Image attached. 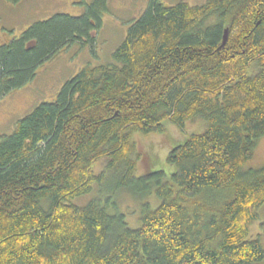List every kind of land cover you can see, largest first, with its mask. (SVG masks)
Masks as SVG:
<instances>
[{"label": "trees", "instance_id": "trees-1", "mask_svg": "<svg viewBox=\"0 0 264 264\" xmlns=\"http://www.w3.org/2000/svg\"><path fill=\"white\" fill-rule=\"evenodd\" d=\"M109 1L92 0L80 17L55 15L2 45L0 96L64 48L93 44ZM113 59L84 67L0 136V264L264 261L261 243L249 241L264 168L243 171L264 137V0H149ZM197 118L206 129L170 152L171 175L134 177L133 134L163 133L164 122L184 129ZM102 160L106 172L96 175ZM109 171L116 191L158 200L142 206L140 228L111 213L109 199L72 203Z\"/></svg>", "mask_w": 264, "mask_h": 264}, {"label": "rangeland", "instance_id": "rangeland-1", "mask_svg": "<svg viewBox=\"0 0 264 264\" xmlns=\"http://www.w3.org/2000/svg\"><path fill=\"white\" fill-rule=\"evenodd\" d=\"M167 6L185 2L190 6H203L209 0H160ZM92 0H21L12 3L0 0V47L18 39L26 30L36 23L47 21L51 17L64 14L72 17L82 16ZM149 0H110L108 13L103 16L101 27L90 33L91 45L73 44L64 48L53 58L41 64L36 76L23 87L0 96V136L10 135L16 123L29 115L42 103L56 99L63 86L75 77L84 67L114 64L113 54L125 40L129 28L138 21L148 8ZM163 133L144 136L133 134L135 144L136 172L134 177L141 178L160 171L167 176L174 168L167 163L170 152L184 144L193 134L202 133L206 129L203 119L197 118L188 122L184 129L164 122ZM135 158V157H134ZM106 160L93 166L96 175L105 174ZM264 168V137L258 141L252 161L243 171ZM113 172L106 173L105 183L94 185L91 193L74 200L77 206H85L100 198L103 202L111 200L116 210L126 218L130 229L141 226L142 206L150 202L158 206L153 194L147 196L133 195L128 190L116 191L114 185L118 178ZM111 176V177H110ZM145 196V197H144ZM259 219L250 227L249 241H259L264 249V205L257 210ZM264 264V261L256 263Z\"/></svg>", "mask_w": 264, "mask_h": 264}, {"label": "water", "instance_id": "water-1", "mask_svg": "<svg viewBox=\"0 0 264 264\" xmlns=\"http://www.w3.org/2000/svg\"><path fill=\"white\" fill-rule=\"evenodd\" d=\"M227 39H228V31L225 32V36H224V40H223V45L224 46L227 42Z\"/></svg>", "mask_w": 264, "mask_h": 264}, {"label": "bare ground", "instance_id": "bare-ground-1", "mask_svg": "<svg viewBox=\"0 0 264 264\" xmlns=\"http://www.w3.org/2000/svg\"><path fill=\"white\" fill-rule=\"evenodd\" d=\"M227 31V30H226ZM111 177V176H110ZM145 197V196H144ZM106 210V209H105Z\"/></svg>", "mask_w": 264, "mask_h": 264}]
</instances>
